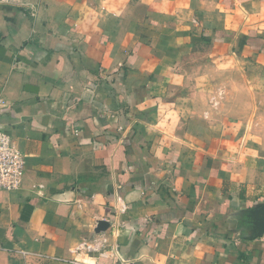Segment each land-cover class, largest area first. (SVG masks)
Returning <instances> with one entry per match:
<instances>
[{
	"label": "crops",
	"instance_id": "obj_1",
	"mask_svg": "<svg viewBox=\"0 0 264 264\" xmlns=\"http://www.w3.org/2000/svg\"><path fill=\"white\" fill-rule=\"evenodd\" d=\"M0 98V264H264V0H0Z\"/></svg>",
	"mask_w": 264,
	"mask_h": 264
},
{
	"label": "built area",
	"instance_id": "obj_2",
	"mask_svg": "<svg viewBox=\"0 0 264 264\" xmlns=\"http://www.w3.org/2000/svg\"><path fill=\"white\" fill-rule=\"evenodd\" d=\"M2 99L0 98V105ZM26 162L7 132L0 128V192H11L19 189L23 183ZM78 253L97 251L99 255H110L109 246L90 245L82 243L76 250ZM73 264H80L75 258Z\"/></svg>",
	"mask_w": 264,
	"mask_h": 264
},
{
	"label": "water",
	"instance_id": "obj_3",
	"mask_svg": "<svg viewBox=\"0 0 264 264\" xmlns=\"http://www.w3.org/2000/svg\"><path fill=\"white\" fill-rule=\"evenodd\" d=\"M108 222L107 221H105V220H99L98 222H97V225H96V227H95V232H101V231H103V230H105L107 227H108Z\"/></svg>",
	"mask_w": 264,
	"mask_h": 264
}]
</instances>
